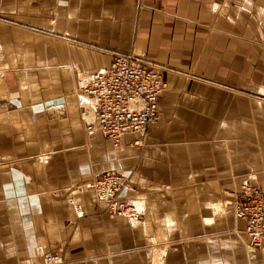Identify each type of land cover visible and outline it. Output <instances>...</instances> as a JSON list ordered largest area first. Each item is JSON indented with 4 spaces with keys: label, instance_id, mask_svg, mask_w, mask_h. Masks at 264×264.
Instances as JSON below:
<instances>
[{
    "label": "crops",
    "instance_id": "crops-1",
    "mask_svg": "<svg viewBox=\"0 0 264 264\" xmlns=\"http://www.w3.org/2000/svg\"><path fill=\"white\" fill-rule=\"evenodd\" d=\"M117 55L167 87L156 123L115 144L79 88ZM253 97L264 0H0V264H264L218 210L264 182ZM105 172L128 177L139 218L97 198Z\"/></svg>",
    "mask_w": 264,
    "mask_h": 264
},
{
    "label": "built area",
    "instance_id": "built-area-1",
    "mask_svg": "<svg viewBox=\"0 0 264 264\" xmlns=\"http://www.w3.org/2000/svg\"><path fill=\"white\" fill-rule=\"evenodd\" d=\"M167 82L161 70L135 55H117L107 67L96 70L83 88L96 113L101 132L119 143L128 133H145L158 120L159 97ZM92 124L89 125L91 129ZM89 186L113 214L140 217L138 206L124 193L132 189L121 172L94 177ZM236 216L246 224L249 250L264 247V185L245 182L235 197ZM44 264H66L57 254L44 256Z\"/></svg>",
    "mask_w": 264,
    "mask_h": 264
},
{
    "label": "rangeland",
    "instance_id": "rangeland-1",
    "mask_svg": "<svg viewBox=\"0 0 264 264\" xmlns=\"http://www.w3.org/2000/svg\"><path fill=\"white\" fill-rule=\"evenodd\" d=\"M83 88H84V86H82V87H80L79 88V93H82L83 92ZM80 90H81V92H80ZM254 98V102L256 103V105H259L260 107H264V99H263V101H261V100H258L257 98H255V97H253ZM257 138H258V140H260V138H259V136H257ZM114 142V141H113ZM115 143V142H114ZM115 144H117V143H115ZM106 173V172H105ZM103 174V173H102ZM102 174H98V175H96L95 177H97V176H99V175H102ZM246 178H251V179H253L254 181L256 180V178H255V176H253V175H249V176H247V177H245V178H243V179H241L240 180V183H242L243 182V180L244 179H246ZM239 183V184H240ZM264 182H262L261 184H263ZM261 185L260 183H256V185ZM243 187V186H242ZM242 187H241V190H242ZM240 190V191H241ZM240 191L238 192V193H240ZM233 200H234V198H233ZM231 200H228L227 202H225V203H223V204H221V206L220 207H218L217 209L221 212V213H227V212H229L231 209H230V207H231V205H230V202ZM233 213V212H232ZM258 249H256V250H254V251H257ZM261 252H263L264 253V249H262L261 250Z\"/></svg>",
    "mask_w": 264,
    "mask_h": 264
},
{
    "label": "bare ground",
    "instance_id": "bare-ground-1",
    "mask_svg": "<svg viewBox=\"0 0 264 264\" xmlns=\"http://www.w3.org/2000/svg\"><path fill=\"white\" fill-rule=\"evenodd\" d=\"M245 182H247V183H251V184H252V182H250V181H244V183H245ZM244 183H243V185H244ZM253 184H254V183H253ZM243 185H242V186H243ZM257 185H258V184H257ZM261 185H264V183L261 184ZM242 186H241V187H242ZM241 187H240V190H241ZM240 190H239V191H240ZM237 194H238V192L235 193V195H234V200H235V197H236ZM234 200H233V198H232L231 201H230V202H231L230 204L232 205V211H234V215H235V217H236L238 220H241V219H239V218L236 216V211H235V210H236V204L234 203ZM241 221H243V220H241ZM243 222H244V221H243ZM245 229H246V224H245V222H244V231H245V233H246V230H245ZM246 235L248 236L247 233H246ZM247 244H248V243H247ZM262 249H264V247H263V248H259L258 250H262ZM251 251H252V250H251Z\"/></svg>",
    "mask_w": 264,
    "mask_h": 264
}]
</instances>
